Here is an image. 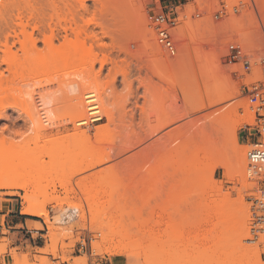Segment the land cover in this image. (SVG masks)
<instances>
[{
	"label": "rangeland",
	"instance_id": "374dc122",
	"mask_svg": "<svg viewBox=\"0 0 264 264\" xmlns=\"http://www.w3.org/2000/svg\"><path fill=\"white\" fill-rule=\"evenodd\" d=\"M30 1L31 11H34L35 14L34 17L30 19L31 21L29 23L33 24L34 22H39L40 20H42V23L44 25L40 28V30L32 31V27H28L27 32H33L31 38H29V35L26 34H20L18 37L16 36L17 34L15 35L11 30L8 29L0 30V41L5 42L6 39H8L10 46V49L8 48L6 50V47L0 44V76H3L5 83H7L11 87L9 98L3 105L5 107V113L0 118V140H4V144L0 145V151H5L7 149V154L23 149L29 151L31 157H35L38 160H42L48 163L45 167V172H43L41 176L46 178H53L55 180L57 187V193H55V195L57 194L61 197L66 196V193L62 188V184H66L67 187L73 190V192L71 193V201L73 204L76 203L78 205H82L85 213V221L80 220V217L77 216L76 221L62 225L68 228L71 226L72 230L70 229L69 233H65L67 236H63L61 233L58 234V247L56 251L57 255H55V253L52 252L44 253L41 251V249L48 248L52 245V240H50L51 238L48 234L49 231L47 225L45 224L42 217L28 215L35 217L37 221L41 222L43 229L31 228V231H27V229L19 228L18 225H16L15 220L14 222H8L6 220V216H0V264H25V261L27 264H70V262H75L77 260H86V264L96 262H98L99 264H200V262H197V256L201 254V252H198V250L202 251V248H204L205 246L203 245L204 247L202 246L201 248L202 244H200V239H194V237L196 236L195 231L191 234L192 236L195 233L192 238L190 236L191 232L186 233L184 230L182 231L180 226L183 222L184 217H186L184 216L187 214H185V212L188 211L189 208H192V210H194L193 207L197 202H199V198H195L197 195H194V198L188 196L189 199L186 198L187 195L185 194L183 196L178 195L179 197L181 196V199L178 197V202H176L177 204L175 203L176 207L174 209L172 208V210L171 206L169 208L170 202H168V198L170 190L178 192L182 190V187L184 186L181 182L183 178L180 173V176L176 174L178 178L176 175V178H173L174 187L155 188L157 191H160L161 194L160 197H158V202L160 201V203H164L165 205H167V211L160 213V216L155 215L153 217H150V210L146 208V210L142 212V217L140 216L139 218H143L144 220L146 218L145 222L144 220H141L142 222L137 220L138 217L135 218L133 212H131L132 214L129 215L131 211L130 207H128L130 206L129 201L125 202V204L129 203L126 204V207L122 206V203L124 201H121V203L118 199H121L122 197V187V189H120L119 187L112 185L111 182L106 178L102 185L103 192L98 194H86L84 193V191L89 188V185L86 181H84L83 177L87 174L92 173L93 171L95 172L96 170H99L101 168L109 166L113 167L112 165H115L114 168L119 166L116 170H120V175L122 174V177L124 176V178L126 177L130 181L132 180L131 182H128V179L125 178L126 181L130 183V186L134 187L135 185V188H139L138 186H140L139 184H141V182L145 178L144 176H146V174H149L146 170L154 164L169 166L172 168L171 169L168 167L169 170L171 169V171H173V169L177 165V162L180 160V152L183 154V150L179 151V142H183L185 139L188 140L187 135H189L190 139V134L192 136L193 131L194 134H196L197 130L200 131V126H209L211 122L209 123L205 116H208L209 113L215 112L217 108H222V111L223 109L227 111L233 110L235 111V113L238 112V114L248 113V104L246 103V98L241 96L242 94L240 93L237 86L238 83L227 73L228 69L226 67L222 68V70L219 71L217 65L214 64L215 62L213 63L207 58V56H210V46L207 38L198 30L193 33L192 37V40L194 42L191 56L193 59L192 61L186 60L184 57L170 58L159 51V49L155 50L154 48H152V46L146 41V31L147 28H149L148 10L155 7V4H152L155 0H125L123 1V5L121 6V13H119L117 10H114L113 8H110L111 12H109V15H107V17H104V20L102 19V21L106 23V25H108L107 23H110L108 26H110L115 31L116 44L118 43L117 41L120 42V40L123 39L121 41L124 46L123 49L125 47H130L129 49H132V43H135L137 45L136 50H130L131 52H134L135 50L133 54H128L129 51L126 52L128 49L118 50L119 47H117L118 49L116 48V50L112 53H109L111 57L119 63L117 67L115 63H109L107 65L101 66V63L99 61H96L78 65L75 67H68L67 65V67L52 66L51 64H48L44 68L41 66V64L37 63L40 62L43 57L48 55L52 48L59 47L61 43L64 42V38L66 36L65 34H67L70 38L74 37L71 31H68V33H66L61 27L67 25L69 26L70 24L74 26V23H76V21L78 24L85 25V19L94 21L93 18H97L98 20L100 18L99 5L95 4V2H93L92 0H87L86 4L89 6V11L88 13H84L80 7V0ZM182 1L187 2L184 7L186 13L190 15L197 12V7H199L200 0ZM212 1L214 2L215 0ZM19 6L24 7L25 4L20 1ZM211 12H213L212 9L210 13ZM50 14L51 16H53L52 14H54L53 21H50L49 19ZM201 21L202 18L196 17V24H199ZM89 28V32H94L99 36H102L101 30L97 27H94V23L91 22ZM51 31L52 33L54 32V34H52ZM120 34L123 38L120 37ZM196 36L197 38H195ZM116 37L119 39H117ZM143 39L147 43L148 47L152 49V59L147 58L142 49L141 42ZM104 41L107 43L111 42L109 38H104ZM90 42L91 41H89V43ZM125 42H128V46ZM225 42L226 41H223L222 43ZM94 45L96 46V43H94ZM117 46H119V43L117 44ZM124 52H126L127 54H124ZM28 55H31V76H25L22 79L17 78L13 82L11 73L8 69V63L3 60L7 59L6 57L8 56L9 59L16 60L17 62H22ZM124 56H126V59L124 58ZM130 56L132 58H130ZM121 59H123V61ZM175 61L181 63L182 65H186L187 67L182 68L181 66H177L175 63L176 69L174 74L172 75L177 78L176 80H178V84L175 80V85H173L172 83L169 85L163 80L161 76H157L156 73L158 74V72H161V70H163L166 65L170 64V62L174 63ZM117 68L118 70H116ZM76 71L80 73L81 77L89 76L88 78L90 82L95 85H104V87L108 86V90L106 88L104 89L108 91L109 95H107V92L106 95L109 96L111 100L108 99V101H106V99L103 100L102 98L101 105L103 111L104 106H109L110 104V107L114 111L113 121L109 122L107 117H103L104 119L100 122L87 126L78 125V127L81 129H87L90 135L94 136L99 125L109 124V134H106L103 141V146H105L107 150L110 151V155L111 157H113L110 158V161H107V163L101 167L94 168L84 173H77L75 176L73 175L72 177H70L69 175H56L55 173H53V171H49L50 166L53 163H51V158L49 157L48 152L52 147H60L62 145L61 142L64 140L62 138L63 136L75 132V125L70 122V117L73 115V106L70 99L71 94L67 90L66 86L61 82L63 80L69 81L70 79L76 78L77 75H74L75 73H77ZM123 72L127 73L126 77ZM173 76L172 78L174 80L175 78ZM221 79H225L224 85L228 83V81H230V84L232 83L234 89L231 87L228 90L226 89V91L224 90V92L221 91L223 95L229 96L230 98L225 99L219 104L212 105L202 111L196 112L197 110L195 109L197 105L200 104V101H202V99L206 100L207 98L215 97L219 93L221 94L216 85ZM143 82L147 84V88L145 89L144 93L142 91ZM132 87L134 88V90L132 89ZM29 90H31V102L34 101L35 105H39V102L41 100L40 98L43 95H53L57 99L56 103L53 106L39 105L38 107L39 112L42 115L40 116L41 121L47 128V131L42 132V136L40 138L36 136L37 133L33 129L32 123H29L27 121V115L24 111L25 107L23 108V102H25L24 99H26V97L28 98V96H26V92ZM189 102H191L192 104ZM194 105H196V107ZM190 106L194 107L191 108ZM240 106H243L245 110H239L238 108ZM172 108L173 110L175 109V111L182 110L184 112H187L186 110L191 111L192 109L191 112L189 111L192 114L188 112L189 115L179 120L176 119V122H171L170 124L162 127V125L165 122H168V119L174 115L169 114ZM183 108H186V110H183ZM164 111H167V113L170 115L167 119V115ZM175 111L173 112L176 114L177 112ZM223 113H225V111H223ZM176 117L177 114L174 118ZM195 122H198V124ZM129 124L137 125L139 130L140 127L138 125L143 124V134L145 136L147 135L146 138L141 142L131 137L129 138L127 135H130V133L126 131L127 129H129L127 128L129 127ZM193 124L194 126L195 124H197L198 126L195 127V130H193L194 127L191 126ZM184 125L187 126L185 127ZM234 125L236 126V124ZM175 126H179L178 128L181 127L182 130H185H183V132L182 130H180V133H178ZM189 126L192 127V129H190L191 131H189ZM227 126L231 127V125L229 124ZM227 126L226 128H228ZM242 126L243 122L239 123L237 126V140L241 145L247 146V140L243 138L245 134ZM5 127H7V129H4ZM156 128H159L158 131L151 134L152 130ZM196 128L198 129L196 130ZM186 130L189 131L187 133H191L186 135ZM169 133L171 134L170 136H172L171 138H173V140H170V137L168 139ZM174 139H177L178 141H174ZM171 141H173V143ZM154 142L158 145L156 146ZM154 145L157 150L155 147H153ZM170 145H174L176 147L173 146L174 148L172 147L171 149H169L171 147ZM151 146L155 148L153 150L154 152L151 151ZM144 150H146L145 153L148 152L150 156L140 157L141 153L144 154ZM136 156H138V158ZM139 158L142 161L139 160ZM134 159L139 162L138 165L135 163L136 160ZM126 160L129 162H127ZM174 161L175 163H173ZM130 162L132 164H130ZM169 162L172 163L169 164ZM127 163L130 165L126 167ZM131 165L133 167H131ZM134 165L136 167H134ZM123 166L126 169H128V167L130 166V169L126 170L125 168H123ZM138 166H141V168H145V170L143 168L142 170H137ZM214 167L215 166H213V168H207L208 170L204 172L203 179L207 181L210 178H208V176L213 177L215 180H217V186L215 185L217 188H221L223 193H231V196L234 197L233 199H241V201L248 204L249 207L250 204L247 201L246 197L248 189H252V187H254V182L248 179L247 174V178L245 180H242L240 178L234 180L228 179V177L225 175L224 168L216 167L214 169ZM210 169L212 170L210 171ZM131 174L134 175V178L131 177ZM146 177H148V175ZM130 188L131 187H127V190ZM135 188H131V190H128H133V192H130V199H133L132 203L135 201L133 206L131 205L134 208H136V202H138L139 199L141 200L142 196V194L140 195L138 191L139 189H136L138 191L136 192V190H134ZM31 190L32 188H30V191ZM137 193H139L140 198L138 197L139 195ZM24 194L25 190L23 189L0 188V213H10V215H12V209H14V214H17V211L21 212L23 201L22 196ZM184 198L185 200H188L185 201ZM110 199H114L116 203L112 205L109 204L108 206L107 204L101 202L104 200L108 201ZM117 199L120 203H118ZM139 202L137 203L138 205ZM190 202H192L194 206H192V203ZM153 203L155 202H152V204ZM67 204L69 203H65V206ZM56 205L57 204L55 202L47 204V210L49 212L50 218L54 222V216L56 215L54 208ZM195 207L197 208V206ZM248 210L250 209L248 208ZM147 211L149 212L148 215ZM194 213L197 214L195 211ZM135 215H137V213ZM147 216H149L148 219ZM191 216L192 215H190V218ZM7 219L9 220L10 218ZM138 221L140 223H137ZM191 221L194 222L193 219H191ZM139 226H141V228ZM247 228L249 230V225L247 226ZM143 230H145L146 234L148 231L149 234H151V236L156 239V245L160 249L159 254L156 257L152 256V259L151 261H149V263L145 260V247L143 248V246L147 244L146 242L148 240L145 241L142 239V237L144 236V234L142 233L144 232ZM107 234L115 237V242L113 243H116L119 246L118 252L113 254L105 252L107 247H111V245L112 247L114 246L112 242L103 244L100 241L102 237ZM82 235L85 238V241H82L83 246L80 239V236ZM247 237L248 234L246 237L241 239V243L237 245V249H235V251L237 252L236 255H238L239 257L243 255L249 257L250 259H248V264L264 263V245L259 243H249L247 242V240H245ZM189 238L195 240L193 242L194 244L197 240L200 241L197 242V244L199 243V247H196V244L194 245L191 240H189ZM95 243H98V251L94 249L95 246L93 244ZM141 243H143L144 245ZM205 255L206 254H203L202 257H204ZM62 257H66L70 261H63ZM15 258L17 259L16 261H14ZM42 258H44L43 261Z\"/></svg>",
	"mask_w": 264,
	"mask_h": 264
},
{
	"label": "bare ground",
	"instance_id": "6f19581e",
	"mask_svg": "<svg viewBox=\"0 0 264 264\" xmlns=\"http://www.w3.org/2000/svg\"><path fill=\"white\" fill-rule=\"evenodd\" d=\"M20 1H22L25 4L24 7L19 6ZM86 1L87 0H80V7L84 13H88L89 11V6L86 4ZM92 1L95 2V4L99 5L100 18L98 20L97 18H93L94 21L85 19L86 21L85 25L78 24L76 21V23L73 22L75 24L74 26L72 24H70L69 26L68 25L62 26L61 28L66 33H68V31H71L74 37L70 38L68 37L67 34H65L66 36L64 38L65 39L64 42H62L59 47L52 48L50 52L48 53V55L43 57L40 60V62H38L37 64H41V66L44 68L48 64L49 65L51 64L52 66H63V67L73 66L75 67V66L90 63V62L99 61L101 63V66L107 65L109 63L111 64L115 63L117 67L119 63L115 59H113L109 53H112L113 51H115L117 47H119V49L117 48L118 50L128 49L126 51V52L129 51L128 54H133L135 52V50L134 52H131L132 49H129L130 47L129 48L125 47L123 49L124 46H123V43H121L123 39L120 40V42L117 41L119 43V46H117L118 43L116 44L115 42V31L110 26H108L110 23H107L108 25H106V23L102 21V19L104 17H107V15H109V12H111L110 8H113L114 10H117L119 13H121L122 11L121 6L124 3L123 1L125 0H92ZM34 14L35 12L31 11V1L30 0H0V30L8 29V30H11L15 35L17 34L16 36L18 37L20 34L22 35L26 34V35H29V38H31V36L33 35V32L28 33L27 32L28 27H32V31H34V30H40V28L44 25L42 23V20H40L39 22H34L33 24L29 23L31 21L30 19L34 17ZM52 15L53 16H51L50 14V17H49L50 21L54 20L53 19L54 14ZM91 22L94 23V27H97L101 30L102 36H99L97 33H94V32H89L90 30L89 26ZM52 34H54V32ZM197 36L195 38H197ZM120 37L123 38L121 34H120ZM104 38H109L111 42L110 43L105 42ZM89 41L91 42L89 43ZM146 41L155 50L159 49L154 41L153 31L150 30V28H147V31H146ZM94 43H96V46L94 45ZM0 44L6 47V50L8 48L10 49L8 39H6L5 42L0 41ZM126 52H124V54ZM131 56L130 58H132ZM125 57L126 56H124V58ZM6 58L7 59H4L3 61H6L8 63V66H9L8 69L11 73L13 82L17 78L22 79L25 76H31V68H32L31 67L32 66L31 65V55H28L27 57H25V60L22 62H17L16 60L9 59L8 56ZM207 58L211 62L214 63V60L212 59L211 56H207ZM121 60L123 61V59ZM175 63L177 66H181L182 68L187 67L186 65H182L181 63L175 61L174 63L170 62V64L166 65V67H164V69L161 70V72L157 71L158 74L156 73L157 76L159 77L161 76L163 80L167 82L169 85L171 83L173 85H175L176 83L178 84L177 82L178 80H176L177 78H175L172 75L174 74L175 69H176ZM116 70H118V68ZM74 75L75 76L77 75V77L80 79H78L77 77H76L77 79L73 78V79H70L69 81L67 80L62 81L61 79L62 81L61 83L66 86L67 90L71 94L70 99H71L72 106H73V115L70 117L71 118L70 122L75 125V132L72 134L63 136L62 138L64 140L62 139L63 140L61 142L62 145L60 147L53 145L54 147H52L48 152V155L51 158V163H53V164L50 163L51 166H50L49 171H53V173H55L56 175H59V174L69 175L70 177H72L73 175L75 176L77 173L80 174V173L90 171L94 168L101 167L105 165L107 161H110V158L113 157V156L111 157L110 151H108L107 148L103 146V141L105 139V136L107 133L109 134L108 132L109 124L99 125L94 136L90 135L87 129H81L78 127V125H80V121L84 119V116L86 115V105H85V99H84L85 91L87 89L95 88L99 91L100 99L103 98V100L106 99V101H108V99L111 100L109 96H107L109 95L107 91L108 86L104 87V85H95L90 82L88 78L89 76L81 77L80 73L78 72L75 73ZM124 75L126 77L127 73H124ZM172 76L175 78L174 80ZM175 80H176V83H174ZM221 80L219 81L218 84H216L217 89L220 90V92L221 91L224 92V90L226 91V89L228 90L231 87L233 88L232 83L231 84L229 83L230 81H228V83L225 84V85L227 84L228 85L225 86L224 85L225 79L222 81ZM229 84H230V87H229ZM104 88H106L107 90H105ZM217 89H214V90H217ZM10 91H11V87L7 83H5L3 76H0V118L5 113V109H4L5 107L3 105L5 101L8 100ZM106 92H107V95H106ZM222 92L221 94L219 93L213 98H207L206 100L202 99V101H200V104L197 105L198 108L196 107V105H194L196 107L195 110H197L196 112L202 111L212 105L221 103L227 98H230L229 96L223 95ZM26 96H28V98L26 97V99H24L25 102H23L24 104L23 108L25 107L24 111L27 115V121L29 123H32L33 129L37 133L36 136L40 138L42 136V132L47 131V128L43 125L41 121L40 116L42 115L40 114L38 107L39 105L40 106L42 105L53 106L56 103L57 99L53 95H43L40 98L41 99L40 102L38 101L39 105H35L34 101L31 102V90L26 92ZM194 106H190V107L192 108ZM183 110H186V108H183ZM171 111L169 114H174V115L173 116L171 115L172 117H170L168 119L169 121L165 122L162 125V127L170 124L171 122L173 123L176 122V119L179 120L189 115L192 109L191 111L186 110L187 112H184L182 110L175 111V109L173 110L172 108ZM173 111L177 112L176 118H174L176 114ZM223 111H225V113H223ZM223 111H222V108L221 109L217 108L215 112L209 113L210 115L208 114V116H205L208 122L209 123L211 122V123L210 124L208 123L209 126L207 125L206 126L203 125V127L200 126L201 127V129H199L200 131H198L197 130L198 128H196L197 130L196 134H194L193 130H195V127H198L197 124L199 120L198 122H195L197 123L195 124V126L194 124L191 125L194 127L192 130L193 131L192 136L190 134L191 132L187 133L191 131L190 129H192V127L189 126L190 127L189 131L186 130L185 131L186 133L185 132L184 133L186 135L190 134L191 138L189 139V135H187L188 140L185 139L183 142H179L180 145H178L179 146L178 148H179V151L183 150V154L180 152L181 154L179 157L180 160L177 162V165L173 169V171H171L172 168L169 166H165V165L161 166V165L154 164L149 169L146 168L147 169L146 171L149 173V174H146V176L148 175V177L144 176L145 178L143 177L144 178L143 181L141 179L142 182L141 184H139L140 185L138 186L139 188H135L136 187L135 185L133 187L129 185L130 183H128V182H131L132 180L130 181L128 178L125 177L126 179H128L127 180L128 182H127L124 176L122 177L121 176L122 174L120 175V170L119 171L116 170L118 169L119 166L114 168L115 165H112L113 167L109 166V167L101 168L99 170H96L95 172L93 171L92 173L85 175L83 178H84V181H86L87 184L89 185V188L86 189L87 191L85 190L84 193L98 194V193L103 192L102 185H103L104 180L107 178L111 182L112 185H115L119 187L120 189L123 188L122 189L123 191H121L123 192V194L119 191L122 194V195L121 194L119 195H121L122 197L120 196L121 199L120 198L118 199L120 200V202L124 201L123 203L121 202L122 206L124 207H126V204L130 203V206H128L130 207V210H131L130 213L128 212L129 215L132 214L131 212H133L134 217L135 218L138 217L137 220L142 222L141 220H144V219L143 218L139 219V218L140 216L142 217L143 215L142 212H144L146 208L150 210L149 211L150 213L147 211V215L149 213L150 217H153L155 215L160 216V213L167 211L168 206L165 205L164 203H160V201L158 202V197H160L161 194H160V191H157L155 188L156 187H174L173 178H176L175 177L176 174L180 176L179 175L180 173L183 178L181 182L183 183L182 185L184 186L182 187V190L178 192L176 191L174 192L170 190L169 198H168V202H170V204L169 203L167 204H169V208L171 206V210H172V208L174 209L176 207L175 203L178 202V197H179L178 195L183 196L185 194L187 195L186 198L188 199L189 197H193L194 195L195 196L197 195L195 198H199L198 199L199 202H197L195 205L197 206V208L198 207L199 208L197 209L194 206V204L190 202L192 203V206H194L193 207L194 210H192V208L191 209L189 208L190 210L188 209V211L185 212V214L187 213L186 215H184L186 217H184L183 222L180 225L182 231L184 230L186 233L191 232L190 236L195 231L196 236L194 237V239H197V238L198 240L200 239L201 241L200 244H202L201 248L203 245L205 246V247L203 246L204 248H202V251L198 250V252H201V254L198 253L199 255L197 257L198 258L200 257V258L199 260L197 258V262H200V264H248V259L250 258L246 257V255L239 257L238 255H236L237 252L235 251V249H237V245L241 243V239L246 237L248 234V228H247L248 216H249L248 204L241 201V199H238V200L236 198H235L236 200L233 199L234 197H232L231 193L229 192L223 193L221 188L216 187L217 180H215L213 177L208 176V178L210 177L207 180L209 182L203 179L204 172H206V170L209 169L208 167L213 168V166H215L214 169L216 167L224 168L225 175L228 177V179L234 180V179L240 178L242 180H245L247 178L246 176V169H247V163H248L247 156H246L247 146L241 145L238 142L236 132L238 129L237 127L238 124L248 121L249 118H251V113L238 114V112L235 113V111L233 110L227 111L225 109H223ZM164 112L167 115L166 116V119H167L170 115L167 113V111H164ZM103 117H107L109 122L113 121L114 111L110 107V104L109 106L108 105L104 106ZM226 124L231 125V127L229 126L230 127L229 128ZM234 124H236V126ZM225 125L229 129L226 128ZM138 126L140 127V130L137 127V125L129 124V127H127L129 129L127 130L125 129V130L128 133H130V135H127L129 138L131 137L141 142L146 138L147 135L145 136L143 134L144 132L143 124H139ZM178 127H176V130L178 133H180V130H182V128L180 127L181 128L180 129ZM4 129H7V127H5ZM158 129L159 128L152 130L151 134L157 132ZM170 135L171 134L169 133L168 139L170 137V140H173V138H171L172 136ZM176 140L177 139H174V141ZM171 142L173 143V141ZM2 144H4V140H0V145ZM157 145L158 144H156V146ZM170 146L171 147L169 149H171L174 145H170ZM153 147H155V145ZM153 147L151 151H153L156 148V147L155 148ZM6 150L0 151V188H19V189L25 190V194L22 196L23 201H22L21 213L26 214V215L39 216L44 219V222L47 225V228L49 231L48 234L51 238L50 240H52L51 241L52 245L48 248L41 249V251L44 253L52 252V253H55V255H57L56 251L58 247L57 246L58 245V241H57L58 234L61 233L63 236H65L67 233H69V230L72 228L71 226L68 228L62 225L76 221L77 216L80 217V220L85 221L84 209L82 205L72 203L71 193L73 192V190L67 187L66 184H62L63 186L62 188L64 189L66 196L61 197L60 195H57V194L55 195V193H57V187H56L55 180L53 178H49V177L46 178V177L41 176V174L45 172V167L47 166L48 163L42 160H38L35 157H31V155L29 154V151L27 150L22 149V150L13 151L7 154H6ZM145 151L146 150H144L145 156L144 154L141 153L142 156L139 154L140 157L150 156L148 152L145 153ZM136 157L138 158V156ZM139 160L141 159L139 158ZM135 163L137 165L139 164L137 160L135 161ZM170 163L172 162H169V164ZM173 163H175V161ZM130 164L132 163L130 162ZM130 164L127 163L126 167ZM135 165L134 167H136ZM129 167L128 169H130ZM131 167L133 166L131 165ZM168 167L171 169L169 170ZM123 168L125 167L123 166ZM142 168L141 166L140 167L138 166L137 170L139 169L142 170ZM143 169L145 170V168ZM211 170L212 169H210V171ZM149 175H152V176H149ZM133 176L134 175H132L131 177ZM127 187L135 188L134 190L139 189L138 191L140 195L142 194L141 200L139 199V201L140 202L142 201V202L140 203L138 201L139 205L137 204L138 202H136V206L134 205L136 208L132 207L135 201L132 203L133 199H130L131 198L130 192H133V190L128 191V190H131V188L127 190ZM30 188H32L31 191H30ZM137 190L136 192H138ZM139 193L137 194L139 195ZM140 195L138 196L139 198H140ZM128 201L129 203L125 204V202H128ZM52 202H55L57 204L54 208L55 214H56L54 216L55 222L51 220L49 212L47 210V204L52 203ZM101 202H103L104 204H107L108 206L109 204L112 205L116 203L114 199H110L108 201L104 200ZM120 202L118 201V203ZM152 202H155L153 203L155 205H153ZM65 203H69V204L65 206ZM194 211L197 214H195ZM135 212L137 213V215H135L136 214ZM190 215H192L191 218H190ZM149 216H147V219ZM191 219H193L194 222H192ZM139 221L137 223H140ZM55 224L56 225L58 224L57 225L58 227ZM139 227L141 228V226ZM143 231L144 232L142 233L144 234V236L142 237V239L145 241L146 240L148 241L146 242L147 244L145 246H143L144 245L143 243L141 244H143L142 245L143 248L145 247V260L149 263V261H151L152 259V256L156 257L159 254L160 249L156 245V239H154V237H152L148 231H147L148 235L145 233V230ZM194 235H192L191 237L193 238ZM190 238L189 240H191V242L193 243L195 240H192ZM114 240H115V237L111 236L110 234H107L102 237L100 241L103 244L111 243V242L112 244H114L113 247L110 244L111 247H107L105 252H108L109 254H113L119 251V246L116 243H113L115 242ZM198 240L195 243L196 245L193 243L196 247L197 246L199 247V243L197 244V242H200V241ZM93 245L95 246L94 249L98 251L99 250L98 243H95ZM203 254H206V255L202 257ZM62 259L63 261H70L66 257H62ZM16 260L17 259L15 258L14 261ZM43 260L44 258H42V261ZM25 264H27L26 261H25ZM70 264H86V260H77L75 262H70ZM256 264H264V263H256Z\"/></svg>",
	"mask_w": 264,
	"mask_h": 264
},
{
	"label": "built area",
	"instance_id": "2783aa9c",
	"mask_svg": "<svg viewBox=\"0 0 264 264\" xmlns=\"http://www.w3.org/2000/svg\"><path fill=\"white\" fill-rule=\"evenodd\" d=\"M152 4L155 7L148 10V26L159 51L170 58L192 61V37L198 30L207 38L210 56L219 71L226 67L246 98L251 113L242 126L247 140L246 174L255 184L246 197L250 204L246 240L264 245V0H200L197 12L190 15L184 8L187 2L182 0H155ZM196 17L202 18L199 24ZM141 44L147 58L152 59V49L144 39ZM131 48L136 50L137 45L132 43ZM146 88L143 82V93ZM84 99L86 115L80 125L102 121L99 91L87 89ZM238 109L245 110L243 106ZM80 239L81 243L85 241L83 235Z\"/></svg>",
	"mask_w": 264,
	"mask_h": 264
},
{
	"label": "crops",
	"instance_id": "0c3cea01",
	"mask_svg": "<svg viewBox=\"0 0 264 264\" xmlns=\"http://www.w3.org/2000/svg\"><path fill=\"white\" fill-rule=\"evenodd\" d=\"M2 207V206H1ZM12 215L10 213H4L0 216H6L7 218H10L9 220L6 218V220L13 221L15 220L16 225H18L21 229H27V231H31V228L34 229H43L42 223L37 221V219L33 218L32 216L28 215H22L21 212L17 211V214H14V209L11 210Z\"/></svg>",
	"mask_w": 264,
	"mask_h": 264
},
{
	"label": "trees",
	"instance_id": "16d2710c",
	"mask_svg": "<svg viewBox=\"0 0 264 264\" xmlns=\"http://www.w3.org/2000/svg\"><path fill=\"white\" fill-rule=\"evenodd\" d=\"M33 218H35V217H33Z\"/></svg>",
	"mask_w": 264,
	"mask_h": 264
}]
</instances>
